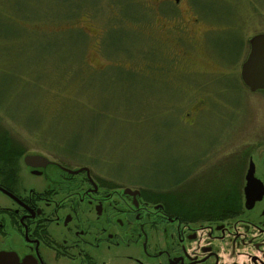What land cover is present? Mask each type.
Instances as JSON below:
<instances>
[{
    "label": "rangeland",
    "instance_id": "rangeland-1",
    "mask_svg": "<svg viewBox=\"0 0 264 264\" xmlns=\"http://www.w3.org/2000/svg\"><path fill=\"white\" fill-rule=\"evenodd\" d=\"M147 1L0 0V133L11 162L40 155L164 181L213 141L222 164L253 137L264 95L242 84L240 68L264 33V0H180L158 14Z\"/></svg>",
    "mask_w": 264,
    "mask_h": 264
},
{
    "label": "flooded vegetation",
    "instance_id": "flooded-vegetation-1",
    "mask_svg": "<svg viewBox=\"0 0 264 264\" xmlns=\"http://www.w3.org/2000/svg\"><path fill=\"white\" fill-rule=\"evenodd\" d=\"M179 2L146 6L158 14ZM166 25L171 33L174 24ZM205 105L198 99L188 112L193 123ZM212 144L164 181L92 166H30L27 155L0 160V253L9 264H264V116L227 162L218 163Z\"/></svg>",
    "mask_w": 264,
    "mask_h": 264
},
{
    "label": "water",
    "instance_id": "water-1",
    "mask_svg": "<svg viewBox=\"0 0 264 264\" xmlns=\"http://www.w3.org/2000/svg\"><path fill=\"white\" fill-rule=\"evenodd\" d=\"M249 46V53L240 69L241 80L251 92L264 90V33L253 36ZM37 161L40 163L34 164ZM24 162L30 166H46L49 163L45 157L38 155H27ZM4 257L5 254L0 253V264H9Z\"/></svg>",
    "mask_w": 264,
    "mask_h": 264
},
{
    "label": "trees",
    "instance_id": "trees-1",
    "mask_svg": "<svg viewBox=\"0 0 264 264\" xmlns=\"http://www.w3.org/2000/svg\"><path fill=\"white\" fill-rule=\"evenodd\" d=\"M8 135L0 133V160L1 161H11L13 159V155L15 154V150H10L11 144L8 141ZM20 155V154H19ZM69 155V154H68ZM66 156V155H65Z\"/></svg>",
    "mask_w": 264,
    "mask_h": 264
}]
</instances>
